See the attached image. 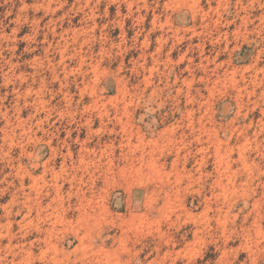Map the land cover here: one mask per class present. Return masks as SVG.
Masks as SVG:
<instances>
[{"label":"rangeland","instance_id":"rangeland-1","mask_svg":"<svg viewBox=\"0 0 264 264\" xmlns=\"http://www.w3.org/2000/svg\"><path fill=\"white\" fill-rule=\"evenodd\" d=\"M0 264H264V0H0Z\"/></svg>","mask_w":264,"mask_h":264}]
</instances>
